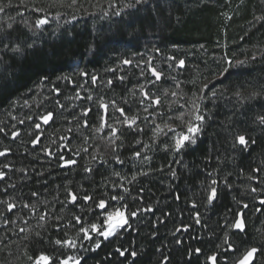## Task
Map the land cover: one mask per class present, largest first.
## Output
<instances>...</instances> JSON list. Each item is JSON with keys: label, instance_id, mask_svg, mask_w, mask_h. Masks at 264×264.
<instances>
[{"label": "trees", "instance_id": "1", "mask_svg": "<svg viewBox=\"0 0 264 264\" xmlns=\"http://www.w3.org/2000/svg\"><path fill=\"white\" fill-rule=\"evenodd\" d=\"M56 1L64 7L57 10L52 0H0V15L6 18L0 39L9 45L0 47V152L7 153L0 156L5 173L0 180V264H35L41 254L49 258L47 264H76L77 259L81 264H162L165 258L166 264H212L213 255L216 264H237L251 248L258 249L255 264H264V126L258 123L264 115V0H149L135 8L128 7L134 0H114L117 8L107 24L80 13L79 6L70 7L71 0ZM40 18L48 21L44 28L36 27ZM17 44L23 54L10 50ZM140 55L148 57L147 92L153 84L160 88L156 98L150 93L158 106H149L144 92L141 97L137 90L131 93L132 82L139 81L133 59ZM153 66L162 74L159 81ZM80 82L86 92L78 89ZM167 82L173 86L164 93ZM99 84L109 88L105 95L116 108L136 116L135 124L112 132L119 141L94 155L101 142L89 137L94 110L99 111L95 105L79 119L77 147L71 146V130L60 145H51L50 131L64 120L73 123L62 113L70 98L66 93L87 104L88 92ZM206 86L204 102L195 104L205 117L195 144L186 143L174 154L164 138L170 130L156 141L142 135L152 121L172 123L183 116L175 98L187 102ZM49 112L53 118L44 125L39 118ZM241 134L255 143L242 148L234 139ZM37 136L39 143L33 145ZM60 156L75 164L62 167ZM210 186L218 192L211 205ZM69 191L77 195L75 204ZM116 194L124 197L126 215L153 211L139 212L119 238L104 240L92 232V239L84 238L81 227L90 230L96 223L105 229L103 216L117 205L111 199ZM84 195L95 202L103 199L108 207L101 212L93 201L85 203ZM9 204L15 205L12 212ZM238 212L243 213V232L232 227ZM77 216L83 225L76 223ZM97 240L100 248L84 250ZM70 242L75 246L65 249ZM228 244L232 250H226ZM121 246L136 251L135 259L120 257L116 249Z\"/></svg>", "mask_w": 264, "mask_h": 264}, {"label": "rangeland", "instance_id": "2", "mask_svg": "<svg viewBox=\"0 0 264 264\" xmlns=\"http://www.w3.org/2000/svg\"><path fill=\"white\" fill-rule=\"evenodd\" d=\"M115 1L114 0H71V6L70 7L74 8V7L79 6L80 7L79 12L80 13H86L91 17V19H95V20H97L103 24H107L108 22H106V19H110L111 17L109 15H111V13L115 12V9L117 8L113 5V3ZM120 1L125 2V1H129V0H120ZM52 3L56 6L57 10L64 7V4L62 2L57 3L56 0H52ZM39 5H41V7H42L43 3L39 4ZM35 10H37V9L35 8ZM61 12H62V10L58 13H60L62 15ZM79 12H77V13H79ZM5 19L6 18L4 17V14L2 16L0 15V25L3 22H5ZM47 25H48V23L41 26L40 28H44ZM52 27L54 29H57L56 27H58V26L55 24ZM146 59H148V57L147 58L145 57V59H144V57H142L140 55V59H135V60L133 59L134 62L132 61L133 63H136L134 65V69L138 70L137 73H139V75H138L139 81L137 80L136 84L134 82H132L133 87H132L131 93L134 94L135 91L137 90V91H139V97H141L142 92H145V91L150 89V87L147 86V84H146L149 81L148 77L146 76V74H147L146 70L148 69V67L144 63L146 61ZM163 60H166L168 62V58H165ZM144 65H145L146 69H145V67H143ZM83 85H84V82H82V83L80 82L78 89H81L84 92H86L87 90L83 88ZM172 86H173V82L172 83L167 82L165 88L163 89L164 93L167 92L168 88L169 87L171 88ZM207 88H208V86L203 88L202 92L199 94L200 96L194 92L195 95H197V96L196 97L190 96L188 98L187 102H184V100L180 101V100L175 98L173 103H178V106L182 109L183 116L179 115V117L177 119H175V121H173L172 123H170L169 120H165V119H162L158 122L152 121V125L150 126V130H147L145 132L142 131L141 132L142 135L147 134L148 136L152 137V139H154L156 141L162 135H164V132L169 130V127L171 126V124L176 125V126H178V124H179L180 126L176 130L174 129V131H171L168 136L164 135V138L167 137L168 141L172 143V152L174 154H177L178 152L175 151L176 139L179 136L187 133V130H188V127L190 124H196L197 123V121L195 120V115L197 112V108L199 109V112H200L201 107H199L198 104L197 105H195V104L199 103V101L204 102V98L206 97V94H207ZM107 89H109V88L103 84L101 86L99 84L97 89H95V91L91 87V92H88V96H87V102H88L87 104H85V103L81 104V103L77 102V98H73V97L71 98V94H68L69 92L66 93V98H68V97H70V98H68L67 102L64 104L63 109H62L63 110L62 113H64V115L67 118H71V121L73 123L70 122V124H68L69 122L66 123V122H64L65 120L62 122H59L58 129L50 131V135L52 137H55V138H51L52 140H51L50 144L53 146L60 145V143H61L60 140L64 136L63 134H65L66 130L67 131L71 130V132L73 133L72 134V139H73L72 142L73 143L71 146L74 148L77 147L76 146L77 145L76 137L80 136V134L78 133L79 132L78 128H79V125L81 124L80 123L81 121H79V119L82 118V120H84L83 115H85L84 114L85 110L93 109V108H95V105H98L99 111L97 112V110L96 111L94 110L96 120L90 124L91 130H90L89 137L90 136L96 137L98 139V141H100V139H101V142H100V146L97 147L96 150H93V154L94 153H95L94 155L99 154L101 150L109 148V147H113L115 145V143L117 141H119V138H117V137L115 139L113 138L114 136L112 134V129H116L117 131L121 132L122 127L126 128V126L128 127V125L124 122V119H121L120 116L118 115V112L116 111V106L115 107L113 106V103H112L113 101L110 98V96L105 95L108 92V91H106ZM159 89L160 88L158 87V85L156 86V84H153V87L150 90L151 91L150 93L155 94L154 97L156 98L157 94H158V93H156V91H159ZM214 90H216V89H213L211 92L215 93ZM217 90H219V89L217 88ZM177 94L179 95V93H177ZM89 97H90V99H89ZM197 99H198V102H197ZM95 102H96V104H95ZM102 103L108 106V108H107L108 121L106 124L107 128L105 127L106 125L104 127H101L102 121L100 119V116L104 113V109H102L100 107V105ZM124 104H126V103H124ZM88 106H90V108ZM129 110H131V109H129ZM133 117L136 118L135 115H129L128 116L129 120H131V118H133ZM97 129H99V130H97ZM103 143H105V144H103ZM167 144L169 145L168 142H167ZM165 145H166V143H165ZM90 148H92V146ZM143 151H145L144 148H143ZM116 209H120L121 211H124L123 208L121 207V201H118L117 205L114 208H113V206H111L108 212H114ZM126 217H127V215H126ZM103 218L105 219V224H104L105 229H107V225L110 222L107 221L106 215H104ZM118 219H119L118 217L114 216V219L112 222H117ZM132 220H134V219L129 220V225L132 223ZM123 231L124 230H122L121 233ZM92 233H94V232H92ZM115 237L116 236H112L109 238V240H111ZM73 246H75V243L70 242L67 245H65V249H70ZM241 257L242 256H240L238 258V261L241 259ZM68 264H69V262H68Z\"/></svg>", "mask_w": 264, "mask_h": 264}, {"label": "snow or ice", "instance_id": "3", "mask_svg": "<svg viewBox=\"0 0 264 264\" xmlns=\"http://www.w3.org/2000/svg\"><path fill=\"white\" fill-rule=\"evenodd\" d=\"M148 3H149V0H134V3L128 4V7L129 8H135L137 5L148 4ZM2 11H4V7L0 6V12H2ZM119 14L120 13H117V15H119ZM47 23H48V21H47L46 18L37 19L36 27L40 28L41 26H43V25H45ZM26 46L27 47H32L31 44H28ZM0 47L8 48L9 45L6 44L3 39H0ZM10 50L12 52L21 53V54H23V51H24L23 47H21L19 44H17L14 47H11ZM169 59H174V57H170ZM253 59H255V57H253ZM123 63L125 65H129V64H131V61L124 60ZM227 63L229 65V67H231L232 61H227ZM237 63L238 64H243L244 62L243 61H238ZM183 65H184V61L183 60L179 61V66L182 67ZM224 71L227 72L228 69L225 68ZM151 72H152L153 77L155 78V81H159V80L162 79V74L158 70H156L154 68V66L151 68ZM81 75L82 76H87L88 74L86 72H82ZM120 79H123V78L121 77ZM92 81H93V83H95L96 77H92ZM111 83L112 82L109 81V84H111ZM57 93H58V89H57ZM143 97H144L145 100H150L151 101V104L149 106H158L160 104L159 99L158 98L157 99H153L151 94L149 92H147V91H145L143 93ZM89 99H90V97H89ZM113 106L115 107V102H113ZM100 107L102 109H104V113L100 116V119L102 121L101 127H104L107 124V121H108V113H107L108 106L102 103L100 105ZM89 111H91V110L90 109L85 110L84 114L87 115ZM116 111H118L120 113V115L124 117V122L128 125V127H132V125L135 124L136 118L133 117V118H131V120H129V118L127 117V115L125 113V110L123 108H116ZM145 111H147V107H145ZM52 118H53V113L49 112L46 115L41 116L39 119L42 122V124L47 125L52 120ZM28 119L31 120V117H28ZM195 120L197 121V123L196 124H190L189 127H188V130H187V133L179 136L176 139L175 151H177V152L181 151V149L184 148L186 143H191V144H195L196 143L197 134L200 132L201 127L203 126V123H204V120H205L204 115L199 112L198 108H197V112H196V115H195ZM21 123H23V121H21ZM258 123H259V125L264 126V115H261V116L258 117ZM84 126L85 127L88 126V122L87 121H84ZM35 127L39 131L40 128H41V123H37L35 125ZM97 130H99V129H97ZM169 130L170 131H174L173 129H169ZM116 131H117L116 129H112L113 133H115ZM16 135H18V133H14L13 134L14 137ZM234 139H235L236 143H238L240 146H242V148H246L249 143H255V141H251L250 138H246L245 135H242V134L241 135H237ZM39 140H40V137L37 136L32 141L33 145L39 143ZM6 154H7L6 152H0V156H5ZM46 154L51 155V153L48 152L47 150H46ZM134 155L137 158H139L141 153L139 151H136L134 153ZM145 158H147V157H145ZM59 159L61 161H63V163L61 165L62 167L66 166V165H70V164H75L74 160H65L63 156H60ZM117 162L121 163V164L123 163V161L119 160V159H118ZM4 167L7 168L8 165H4ZM85 171L90 173L92 171V169L87 168V169H85ZM208 176L211 177V173H208ZM4 178H5V173L0 172V180H2ZM217 183L218 182L215 179H213L211 181L212 185H216ZM256 191H257L256 188L252 189V192H256ZM33 195H35V193H33ZM67 195L70 198V202L75 204V202L77 200V195L74 192H71V191H69L67 193ZM217 197H218L217 188L210 186L209 194L207 195V203L209 205L213 204L214 201L217 199ZM111 199H112V201H121V200L124 199V197L122 195L116 194V195H113L111 197ZM83 200H84L85 203H87L88 201H93V197L89 196V195H84ZM177 200H179V196H177ZM93 202L95 204V207L98 208L101 212H104L105 209L108 207V202L103 200V199L98 201V202H95V201H93ZM0 203H3V201H0ZM260 204L264 205V199L260 200ZM14 207H15V205L9 204L7 206V210L9 212H12L14 210ZM25 207H29V205H25ZM121 207L124 208V211H121L120 209H116L114 212H106L105 213L107 221L110 222L107 225V229H104L101 225H97L96 223H92L91 224V229L90 230L87 229V228L81 227L80 230L83 232L84 238L92 239V236L90 235V232L96 233L100 237H103L104 240H109V238L112 237V236H116L117 238H119V236L121 235V231L122 230H126L128 227H130V225H129V220L130 219H135L138 216L139 212H141V211H153V209H151V208L137 209L135 211H132L130 213V215H127V217H126V213L128 212V210H127V208L124 205H121ZM192 207L196 208V204H193ZM248 207H249L248 204H244L243 205V208H245V209L248 208ZM236 215H237V220L233 223L232 227L234 229H236L237 231H239V232H243L245 230L244 229V224H243V213L242 212H238ZM114 216L119 218L117 222H112L113 219H114ZM199 216H200V214L197 211L196 212V222L197 223L200 222ZM41 218L43 219V217H41ZM75 221H76V223L83 225V220L81 219V217L77 216L75 218ZM185 230H187V229H185ZM177 231H179V229ZM180 242L181 241L177 240V243H180ZM225 242L227 243V240ZM57 243H63V242L62 241H57ZM100 247H101V242L99 240H97V241H94V247L92 249L85 248L84 250L85 251H89V250L95 251L96 249H98ZM226 250H232L231 244H228ZM257 251H258V249H256V248H251L250 250H248L244 254L243 258L238 261V264H252V260H253V258L255 256V254L257 253ZM195 252L197 254H199L200 253V249L197 248L195 250ZM116 253L120 257H125L126 255H129L133 259H135V257L137 256L136 251L129 252L127 249L123 248L122 246L118 247L116 249ZM34 260H35V264H47L49 258L46 255L41 254L40 256L35 257ZM209 260L212 261V264H216L217 257L215 255L210 256ZM85 261H86V258H85ZM166 262H167V258H165V260H164V262H162V264H166ZM62 264H68L67 260L63 261ZM76 264H81V261L79 259H77Z\"/></svg>", "mask_w": 264, "mask_h": 264}, {"label": "water", "instance_id": "4", "mask_svg": "<svg viewBox=\"0 0 264 264\" xmlns=\"http://www.w3.org/2000/svg\"><path fill=\"white\" fill-rule=\"evenodd\" d=\"M257 254H258V251H257V253L255 254V256H254V258H253V260H252V264H255V262H256V258H257ZM237 264H238V262H237Z\"/></svg>", "mask_w": 264, "mask_h": 264}]
</instances>
